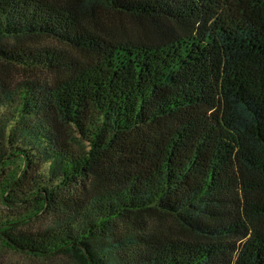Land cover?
Masks as SVG:
<instances>
[{
  "label": "trees",
  "instance_id": "16d2710c",
  "mask_svg": "<svg viewBox=\"0 0 264 264\" xmlns=\"http://www.w3.org/2000/svg\"><path fill=\"white\" fill-rule=\"evenodd\" d=\"M5 172L9 252L264 264V0H0Z\"/></svg>",
  "mask_w": 264,
  "mask_h": 264
},
{
  "label": "rangeland",
  "instance_id": "374dc122",
  "mask_svg": "<svg viewBox=\"0 0 264 264\" xmlns=\"http://www.w3.org/2000/svg\"><path fill=\"white\" fill-rule=\"evenodd\" d=\"M91 12L94 13L96 16H98L101 24L105 26L107 25L113 26V27L120 26L123 29H125L126 33H130V34H132V31H134L135 34H138L141 29V27H138L133 24V21L131 18L124 16V15H119L118 13L113 12L111 9H108L103 3V1H100L97 5H95L94 10H91ZM52 45L56 46L54 42H52ZM8 71H10L11 73H14V75L16 76L18 75L19 77L25 75V72H23L21 68L14 67L12 69H8ZM27 74L29 75V73L26 71V75ZM3 176L7 177V173L5 172L4 175L0 174V185L3 183L2 181ZM8 197L12 198V196H10L9 194L8 196L7 194L6 195L2 194L0 190V209L1 210L3 208L8 209L7 207H5V204H4V199ZM16 212L17 210L14 213ZM160 216L161 215L155 216L154 220L165 226H171V227L174 226L171 218L167 216H164V217H160ZM41 220L48 222L49 219L46 217H43ZM41 220L40 218L38 219V221L36 220L37 221L36 224H42ZM0 264H73V263L66 256H62V255H58V256H55L52 258H46V259L37 258V257H29V256L19 255V254L9 252L6 249L1 248L0 246Z\"/></svg>",
  "mask_w": 264,
  "mask_h": 264
}]
</instances>
